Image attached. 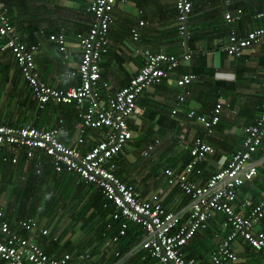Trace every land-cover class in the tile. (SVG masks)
I'll list each match as a JSON object with an SVG mask.
<instances>
[{
	"label": "crops",
	"instance_id": "crops-1",
	"mask_svg": "<svg viewBox=\"0 0 264 264\" xmlns=\"http://www.w3.org/2000/svg\"><path fill=\"white\" fill-rule=\"evenodd\" d=\"M190 1L193 6L188 17L190 38L185 42L179 34L181 18L177 0H117L108 33L109 53L101 60L102 79L111 85V91L114 93L140 71L147 49L180 56L188 51V47L192 50V58L189 61L183 60L178 69L163 83L155 84L143 93L136 113L129 119L133 130L132 145L125 147L128 152L122 153L123 158H120L117 168L120 176L128 181H136L147 198L158 191L160 186L166 188L162 202L169 209L186 207L188 197L178 186L168 188L162 175L164 168L161 166L162 171L155 169L156 161L162 155L165 157L162 163L168 164L175 150L174 153H183L181 155L188 157L189 150L184 146L183 140L190 142L196 136L203 135L201 124L196 119L189 118L187 112L195 109L199 113L210 115L220 99L225 103L220 127L214 135L206 138L214 145L215 152L209 154L203 168L201 166L202 172L194 177L199 183L206 182L215 171L228 162L241 145L244 128L254 124L264 112V37L239 56H232L224 49L232 28L239 35L264 28V16H258L264 12V0ZM1 2L22 39L28 44L38 45L35 58L41 78L58 88L76 84L78 80L73 79L70 73L78 67L81 58L77 35L88 33L90 29L93 14L88 7L91 0ZM227 12L240 14V18L229 22L226 18ZM63 31L67 38L66 51H61L59 45L50 38L51 34ZM4 42L0 37V123L16 126L28 123L39 127L55 126L59 124V118H64L66 125L62 137L67 143H73L78 132V113L86 103L49 104L43 110L39 109L15 57ZM67 52L69 56L65 57ZM182 73L196 74V78L187 86L190 93L186 94L184 100L179 101L177 94L183 93L185 89L179 88L176 80ZM175 109L178 111L173 113ZM147 131H155L160 135L161 145L153 157H145L143 153L146 142L142 141V138L149 134ZM101 138V130L89 129L87 146ZM50 167L52 168L51 165ZM144 175L146 179H143ZM71 177L73 176L68 179L69 186L75 185V181L78 182ZM257 177L246 183L251 190L243 192L241 188L239 201L245 197L254 198V193H259V199L264 197V175ZM65 198L63 201L67 207L63 206V222L57 221L59 228L51 229V237L46 243L50 254L62 255L66 244L72 242L80 254H84L75 258L73 256L71 264H115L131 250L132 247L121 251L124 249L121 239L113 242L110 235L102 238L99 235L101 227L84 228L77 234L75 231L70 232L67 227L70 226L71 214L84 211L87 205H90V200L89 196L82 195ZM111 206L113 205L109 204V207ZM222 217L223 214H217L216 219L210 221L208 228L212 224L218 225ZM135 230L143 232L144 235L140 226L135 225ZM197 234L196 241L192 242L193 238L185 247L188 258H199L200 249L207 248L206 241H211L214 245L213 248L209 245V253L212 252L225 235L224 232L218 234L214 228L212 233L204 229ZM36 236H41L40 231ZM54 236L58 237V241ZM85 247L86 250L82 251ZM233 247L242 257L246 250L244 241L238 240ZM140 253L120 261H123L122 264H158L153 258H142ZM89 258L92 260L89 261ZM256 262L251 260L248 264H257Z\"/></svg>",
	"mask_w": 264,
	"mask_h": 264
},
{
	"label": "built area",
	"instance_id": "built-area-1",
	"mask_svg": "<svg viewBox=\"0 0 264 264\" xmlns=\"http://www.w3.org/2000/svg\"><path fill=\"white\" fill-rule=\"evenodd\" d=\"M116 2L91 0L88 7L93 14L90 29L88 33L77 35L81 58L78 67L70 73L78 82L67 88H58L41 78L35 58L38 45L28 44L22 39L0 0V37L15 57L38 107L44 109L49 104L86 103L78 113L79 126L73 143L63 140V118H59L60 125L57 126L0 123L2 160L18 164L23 159L27 165L34 163V168L40 173L45 165V155L56 172H77L84 182L102 190L106 198L104 206L112 204L114 210L111 217L121 221L120 230L111 237L113 242H118L127 233L130 224H139L144 230L141 241L120 260L147 251L158 264H201L196 257H186L185 247L198 231L209 226L211 217L217 212L225 215L224 224L230 226L231 231L211 252L210 259L214 264H244L240 253L233 247L239 237L264 256V197L256 202L250 197L239 201L240 188L253 180L260 166L264 165V112L254 124L244 128L241 146L206 182L199 183L194 179L195 173L202 172L198 165L215 151L214 145L204 136H196L187 145L191 158L181 171L165 169L168 188L178 186L189 196L185 208L167 210L161 203L166 188H159L147 198L134 183H127L116 175L114 164L107 166L110 158L120 153L133 137L128 120L136 113L137 99L141 93L173 73L183 60L189 61L192 58L189 47L182 56L147 49L144 53L146 65L126 85L103 96L101 90L110 84L102 79L101 60L109 53L108 33ZM177 8L181 18L179 34L187 42L190 38L188 17L192 11V2L177 0ZM258 15L262 16L263 13ZM226 18L234 22L240 18V14L227 12ZM262 37L264 28H257L246 35H239L232 28L224 49L232 56H239L245 49L260 42ZM50 38L59 45L61 51L67 50L64 31L51 34ZM68 56L67 52L65 57ZM195 78L193 73H182L179 76L177 85L185 89L178 94L179 100H184L186 94L190 93L187 86ZM224 104L220 99L210 115L200 114L195 109L189 110L187 115L201 123L208 136L214 131L213 125L220 120ZM89 129L102 131V138L90 147L87 146ZM153 149L154 146L150 145L144 154L149 156ZM34 225L33 219H27L20 221L19 229H12L11 223L5 219V209L0 200V260L5 264H71L69 253L61 258L51 257L38 242L22 236L21 230H34ZM48 231V228L42 229L43 234ZM120 260L115 264H122Z\"/></svg>",
	"mask_w": 264,
	"mask_h": 264
},
{
	"label": "trees",
	"instance_id": "trees-1",
	"mask_svg": "<svg viewBox=\"0 0 264 264\" xmlns=\"http://www.w3.org/2000/svg\"><path fill=\"white\" fill-rule=\"evenodd\" d=\"M192 8H193V6H192ZM156 53H159V52H156ZM146 63H147V60H146V56H145L144 64L141 67V69L146 65ZM171 74L172 73H170L167 77L162 78V81L160 83L152 84L151 87L154 86L155 84L163 83L167 78H169L171 76ZM176 84H177V80H176ZM148 89H145L141 93V95L138 97L137 106H138L139 100L143 96V93ZM101 93L103 96H106L107 94L113 93L111 91V85H109V87L106 89H102ZM178 94H177V99H178ZM69 105H72V104H69ZM73 105H76V104L74 103ZM175 110L178 111V109H175ZM200 114H202V113H200ZM191 119H195V118H191ZM221 119H222V113H221L220 120L216 124L213 125L214 131L208 136H212L216 133V130L220 127ZM128 122H129V120H128ZM57 125H60V124H55V126H57ZM65 125H66V122L63 126L64 128H65ZM35 126H37V125H35ZM202 130L204 132L203 127H202ZM150 131H147V132H149V134H145V137L142 138V141L145 140L144 142H146V148H149L150 145H153L154 149L151 151L149 156H146L144 154L145 157H153L154 156L153 154L157 151V149L161 145L159 133H157L155 131L150 133ZM202 136H204L206 138L208 137L205 135V133H203ZM63 140L66 142V140L64 138H63ZM183 141L185 143V144L183 143L184 146L187 148V145L191 144L192 140L190 142H186L185 140H183ZM178 142L180 143L179 139H178ZM208 142H210V141H208ZM94 143L95 142L93 141V143L88 145V147H90ZM129 144L132 145V139H130L128 141L127 145H129ZM241 144H242V142H241ZM125 147L123 148V150L120 153L116 154L113 158H110V161L107 163V166L110 167L111 164H114L115 168H113V170L115 171L116 175L127 183H134L135 186L137 187V189H139L136 181L135 182L128 181L124 177L120 176L121 174L118 173V171H117L120 158H123L122 153L128 152V150H126ZM175 151L172 152L173 158H171V161L168 164L162 163L164 161L163 159H165V157L162 155L156 161V168L155 169L161 170V166H162V168H164L162 175L165 179L164 180L165 184H167V182H166L167 177L165 174V169L172 168L175 172H179L184 168L185 164L191 158L190 153H188V155H189L188 157H184L183 155H181L183 153H177L176 154V153H174ZM235 152H236V150H235ZM233 154H232V156H233ZM208 156L209 155H207L206 159H204L198 165V167L202 166V168H203V166H204L203 164L207 160ZM23 157H24V154L21 156V158H23ZM179 158H181V160H179ZM43 161H44L45 165L43 166V170L39 173L34 168V163H30L27 165L25 163V161H23V159L18 164H13L10 162H8V163L4 162L2 160V156H1V152H0V195L2 193L4 196V197L2 196V199H0V200L4 206V209H5V219H7L11 223V227L15 231L17 229H19L20 221L27 220V219H33V222L35 224L34 226L36 229H34V230H26V229L21 230L20 232H21L22 236L30 238V239L38 242L41 245V247L47 252V254L51 257L61 258L66 253H69L71 255L69 262L71 263L73 256L75 258V256L80 257L84 254L82 252L80 254V251L78 250V248L75 247V245H73L72 242H70L69 244H66V246L64 247L65 249H64V252L62 253V255L50 254V250L48 249V246L46 245V243H48V239L51 237V233H52L51 229L55 230V229L59 228L57 221H59L60 223L63 222V219H64L63 213H65V210L63 207V206H65V201H63V199H66L65 197L74 196V195H80V196L82 195L84 197L89 196V200H90V205H87V208L84 211H79L77 213L75 211L74 213L71 214V216H70L71 220L69 223L70 228L67 227L68 230L70 229L69 230L70 232L75 231L77 234V233H80V231H82L84 228L90 227V228L96 229L98 227H101L99 235L102 238L105 236H109V235L113 236L114 234L118 233V231L120 230L121 221L120 220H114L111 217V213L114 210L113 206H111L109 208L104 206L106 198H105V195L102 192V190L96 188L93 184L84 182L80 178L79 174H77V172L66 171V170L63 172H60V173L56 172L55 170H53L54 169L53 167H52L53 169L50 167L49 158L45 155L43 156ZM261 174L264 175V166L263 165L260 166L258 174L253 179L258 178L257 176H259ZM70 176H73V177H71L72 180H78V182L75 181V185L71 184L69 186L70 183L68 184V179L70 178ZM195 176H197L196 173H195ZM146 178H147L146 175H144L143 179H146ZM165 184H163V186H165ZM246 185L241 187L243 192H248L249 190H251L250 186H248V185L246 186ZM160 188H161V186H160ZM241 188H240V190H241ZM254 194H255V197H254L255 199L254 198H252V199L254 202H256L259 199L258 198L259 193H254ZM185 196L188 197V202H189V196L187 194ZM260 199H261V197H260ZM162 201H161L162 205L167 210H171V211L179 210V209H169L168 207H166L163 204ZM188 202H185V204ZM90 206H91V208H90ZM65 207H67V206H65ZM217 214H223V213L222 212L215 213V215L211 217V220L216 219ZM225 219L226 218L224 215V217H222V220L220 221V223H218V225L212 224V226H211L212 228H214L216 230V232L218 234H221L222 232H224L225 235H223V237H226L231 231V227L226 226L224 224ZM135 225L140 226L139 224H136V223L130 224V226L127 230V233L121 237L122 244L124 245V249L123 250L121 249V251H126L129 248L133 247L134 245L137 244V242L142 237L143 232L136 231ZM210 225L211 224H209V226ZM211 227L206 229L207 232L209 231L212 233ZM42 228H48V230H49L48 233L43 234ZM141 229H142V227H141ZM38 231H40V235L43 237L40 236L41 237L40 238V237L36 236ZM196 236H198V234ZM196 236L194 237L192 242L196 241ZM54 239H55V236H54ZM56 240L58 241L57 236H56ZM239 240H243L242 237H239ZM206 243H207V248L204 250L200 249V251H199L200 254H198V257H199L198 259L201 261V264H214L210 259L211 252L209 253V251L211 250V248L214 247V245L212 244V247L210 248L208 243H212V242L206 241ZM206 243H204V244H206ZM244 246L246 247L245 252H243V254H242L243 255L242 260H243L244 264H248V261H251V260L257 261L256 262L257 264L258 263L264 264V256L260 252H256L255 249L246 242L244 243ZM81 250L85 251L86 247L81 249ZM121 253H123V252H121ZM140 254H142V258H144V259H149V260L152 259V257L148 254L147 251H142ZM93 255L94 254H92V256ZM88 260L91 261L92 258H89ZM202 260H203V262H202ZM0 264H5V262L0 260Z\"/></svg>",
	"mask_w": 264,
	"mask_h": 264
},
{
	"label": "bare ground",
	"instance_id": "bare-ground-1",
	"mask_svg": "<svg viewBox=\"0 0 264 264\" xmlns=\"http://www.w3.org/2000/svg\"><path fill=\"white\" fill-rule=\"evenodd\" d=\"M261 13H263L262 16H264V12H261ZM258 16H259V15H258ZM262 16H259V17H262ZM195 75H196V74H195ZM186 207H187V206H186ZM184 208H185V207H184ZM207 228H208V226H207L206 228H204V229H207ZM204 229H201V230H204ZM198 232H199V231H198ZM198 232H197V233H198ZM197 233H196V234H197ZM196 234H195V235H196ZM195 235L193 236V238L195 237ZM193 238H192V239H193ZM192 239H191V240H192ZM191 240H190V241H191Z\"/></svg>",
	"mask_w": 264,
	"mask_h": 264
},
{
	"label": "rangeland",
	"instance_id": "rangeland-1",
	"mask_svg": "<svg viewBox=\"0 0 264 264\" xmlns=\"http://www.w3.org/2000/svg\"><path fill=\"white\" fill-rule=\"evenodd\" d=\"M2 196H3V194L1 193V195H0V199H2ZM4 197V196H3ZM208 245H210V247H212V244L211 243H209Z\"/></svg>",
	"mask_w": 264,
	"mask_h": 264
},
{
	"label": "clouds",
	"instance_id": "clouds-1",
	"mask_svg": "<svg viewBox=\"0 0 264 264\" xmlns=\"http://www.w3.org/2000/svg\"><path fill=\"white\" fill-rule=\"evenodd\" d=\"M39 109H40V108H39ZM41 110H43V109H41ZM189 118H190V117H189ZM134 246H135V245H134ZM134 246H133V247H134ZM133 247H132V248H133ZM132 248H131V249H132Z\"/></svg>",
	"mask_w": 264,
	"mask_h": 264
}]
</instances>
